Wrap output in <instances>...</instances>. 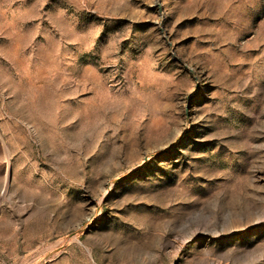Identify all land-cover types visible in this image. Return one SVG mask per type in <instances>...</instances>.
<instances>
[{"label":"rangeland","instance_id":"374dc122","mask_svg":"<svg viewBox=\"0 0 264 264\" xmlns=\"http://www.w3.org/2000/svg\"><path fill=\"white\" fill-rule=\"evenodd\" d=\"M0 264H264V0H0Z\"/></svg>","mask_w":264,"mask_h":264}]
</instances>
